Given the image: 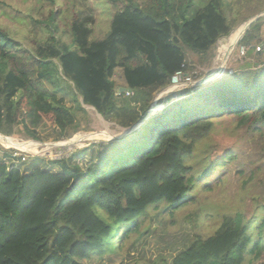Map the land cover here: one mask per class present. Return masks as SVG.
Listing matches in <instances>:
<instances>
[{
  "label": "trees",
  "instance_id": "1",
  "mask_svg": "<svg viewBox=\"0 0 264 264\" xmlns=\"http://www.w3.org/2000/svg\"><path fill=\"white\" fill-rule=\"evenodd\" d=\"M203 2L98 0L100 12L110 16L101 39L92 37L94 16L73 7L60 20L51 10L40 20L47 36L36 46L16 40L0 23V130L8 126L17 136L37 139L50 118L67 138L80 127L78 111L86 112L79 97L108 121L138 123L148 114L154 90L166 87L183 65L189 71L188 50L212 57L218 40L233 32L238 13L231 1ZM258 45L264 46V16L240 37L238 48L246 53L235 72L170 92V103L137 130L95 144L96 155L86 166L69 165L85 149L59 160H0V264H85L116 252L151 207L182 205L216 165L208 150L200 163L188 160L218 117L230 115L263 130L264 48L258 51ZM119 67L133 95L118 94ZM70 93L75 108L66 103ZM260 259L264 217L237 213L224 215L213 234L197 236L171 264Z\"/></svg>",
  "mask_w": 264,
  "mask_h": 264
},
{
  "label": "rangeland",
  "instance_id": "2",
  "mask_svg": "<svg viewBox=\"0 0 264 264\" xmlns=\"http://www.w3.org/2000/svg\"><path fill=\"white\" fill-rule=\"evenodd\" d=\"M230 1L238 13L235 28L229 36L218 40L214 55L202 56L188 50V72L192 74L198 72L197 80L208 77L216 68H224V71L229 73L235 72L244 63L238 42L245 31V24L258 15L264 16V0H242L237 4L236 0ZM205 2L206 0L203 3ZM73 7L80 10L83 15L94 16L92 36L94 39L105 37L110 26V16L100 12L98 0H0V23L16 40L27 46H36L47 36L46 30L40 24L44 17L43 13L53 10L60 20H65L62 15L70 16ZM30 15H33V18ZM229 17L232 19L231 14ZM115 80L120 90L125 87L126 81L120 67L116 70ZM168 87L169 84L154 90L152 103L154 112L161 111L170 103L168 95L171 91H168ZM73 95L74 93H70L67 96L66 103L75 108L77 102L73 100ZM79 102L82 103L80 97ZM83 107L86 112L78 111L80 127L67 138H63L60 132L54 130L50 118L39 127L40 135L37 139L24 133L17 136L16 128L4 127L0 134L11 137L22 146L18 150L11 146V143L6 144L1 140L0 160L14 158L17 150L24 154L27 160L35 156L52 160L49 157L53 150L48 149L49 144L72 142L74 138H78L80 140L75 145L76 151L85 149V154L69 160V165L86 166L96 155L95 144L121 138L127 131L126 127L117 122L106 120L94 108L86 105ZM30 142L34 143L27 146L26 143ZM207 150L210 153V160L216 165L205 174V177L197 180L194 189L182 205L164 209L165 204L161 203L151 207L147 216L140 220L139 230L131 232L129 237L121 242L116 252L94 256L83 262L171 264L178 254L191 246L197 236L206 237L213 234L221 225L224 215L242 213L246 219L264 217V127L261 131L252 130L233 116H220L211 135L198 144L188 162L192 165L200 163ZM230 153L235 158L227 159L226 156ZM219 164L222 165L218 166ZM244 264H264V261L260 259Z\"/></svg>",
  "mask_w": 264,
  "mask_h": 264
},
{
  "label": "built area",
  "instance_id": "3",
  "mask_svg": "<svg viewBox=\"0 0 264 264\" xmlns=\"http://www.w3.org/2000/svg\"><path fill=\"white\" fill-rule=\"evenodd\" d=\"M263 45V44H262ZM262 45H258L257 46V50H262L264 48V46ZM240 53L242 55H245L246 53V49L245 47H240L239 49ZM218 72V71H224L223 69H219L216 68L215 70H212L211 72ZM211 76V73L208 75V77L205 78H201V79H194V76L192 73L188 72L187 70H185V66L183 65L178 71L175 72L174 75H172L170 83H169V90L168 91H175L177 89H185V88H191L195 85H197L198 83L202 82L203 80L209 78ZM125 90L123 89H119L118 94H120V92H123ZM127 95H133L134 92L130 91V90H126L125 91ZM75 145H77L75 142H59V143H53V144H49L48 149L53 150L50 154H52L49 158H51L52 160H59V159H64V158H68L70 157L74 151L76 150L77 147H75ZM66 147V148H64ZM62 148V149H61ZM60 149V150H59ZM19 150V149H18ZM16 151L15 153V157L22 155V159L26 160V156L24 154H20L19 151Z\"/></svg>",
  "mask_w": 264,
  "mask_h": 264
},
{
  "label": "water",
  "instance_id": "4",
  "mask_svg": "<svg viewBox=\"0 0 264 264\" xmlns=\"http://www.w3.org/2000/svg\"><path fill=\"white\" fill-rule=\"evenodd\" d=\"M261 15H258V16H256V17H254L253 19H251L248 23H247V27H246V29H245V31H244V33L246 32V30H247V28L254 22V21H256L259 17H260ZM243 33V34H244ZM225 74V71H218V72H215V71H213V72H211V76L209 77V78H207V79H205V80H203L202 82H200V83H198L197 85H200V84H204V83H207V82H209V81H212V80H214V79H216V78H219V77H221V76H223ZM124 90H127L126 88H124ZM82 103H83V101H82ZM83 105H86V106H88V107H92V108H94L95 109V107H93V106H91V105H87V104H84L83 103ZM164 109V108H163ZM162 109V110H163ZM96 110V109H95ZM154 105L152 104L151 105V107H150V109H149V111H148V114L141 120V121H139L138 123H136V124H134L133 126H130V127H126L125 128V130L127 131V133L125 134V135H127V134H130V133H132L133 131H135V130H137L150 116H152V115H155V114H157V113H160L161 111H159V112H154Z\"/></svg>",
  "mask_w": 264,
  "mask_h": 264
},
{
  "label": "bare ground",
  "instance_id": "5",
  "mask_svg": "<svg viewBox=\"0 0 264 264\" xmlns=\"http://www.w3.org/2000/svg\"><path fill=\"white\" fill-rule=\"evenodd\" d=\"M247 24H245V26H246ZM239 29H240V27H239ZM81 138V137H80ZM82 139V138H81ZM89 139V138H88ZM1 140H3L6 144L7 143H11V146H14V147H16L17 149H21L20 147L22 146L21 145V143L20 142H16V141H14L11 137L9 138V137H7V136H5V135H1L0 134V141ZM71 140V139H70ZM79 140L80 139H78V138H74L73 140H72V142H75V143H77V142H79ZM71 142V141H70ZM32 143H34V142H30V143H26V145L27 146H30V145H32ZM34 145V144H33ZM9 146V145H8ZM10 146V147H11ZM26 146V147H27ZM40 147V146H39Z\"/></svg>",
  "mask_w": 264,
  "mask_h": 264
},
{
  "label": "crops",
  "instance_id": "6",
  "mask_svg": "<svg viewBox=\"0 0 264 264\" xmlns=\"http://www.w3.org/2000/svg\"><path fill=\"white\" fill-rule=\"evenodd\" d=\"M121 89H123V90H124V87H123V88H121Z\"/></svg>",
  "mask_w": 264,
  "mask_h": 264
}]
</instances>
